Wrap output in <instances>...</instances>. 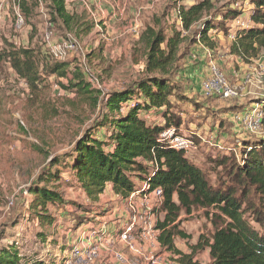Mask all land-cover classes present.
Wrapping results in <instances>:
<instances>
[{
  "label": "rangeland",
  "instance_id": "rangeland-1",
  "mask_svg": "<svg viewBox=\"0 0 264 264\" xmlns=\"http://www.w3.org/2000/svg\"><path fill=\"white\" fill-rule=\"evenodd\" d=\"M28 1L32 15L26 18L20 13L15 0H0V49L7 48L8 45L39 49L41 65L42 62L53 61L44 42L46 34L52 36V44L66 36L75 40L78 44L77 50L68 53L64 60H74L75 67L80 72L85 65L90 68L88 75L83 73L82 77L85 81L91 79V82L88 80L89 86L96 91L94 95H97V100H93L92 94L77 93L73 88H62L57 81L65 84L66 79H56L54 76L47 79L48 85L44 89L30 92L24 80L16 75L8 62L5 61L1 65L0 246L13 245L22 256L21 264H31L33 257L46 264L54 259L57 262L67 255L71 245L80 241V231L76 230L82 225L80 230L85 232L83 242L95 246L98 252L93 262L83 264H152V258L157 257L162 259L163 264H181L174 253L168 252L158 244H152L151 241V248L144 250V237L141 233L153 232L156 222L163 215L159 212L161 200L153 196H150L149 204L151 224L150 220L149 224L143 225L142 220L138 217L135 219L133 236L139 252H134L127 243L112 242L111 238L117 237L115 235L121 232L126 224L132 220L134 222L133 217L138 216V211H143L145 206L141 204V198L126 201L119 196L114 198L113 193L107 191L93 199L70 178L69 169L61 167L58 183L52 187L64 203L48 204L52 223L42 224L32 212V195L29 193L30 188L38 184L47 188L51 186L49 183L44 185L40 174L51 168L54 156L68 152L83 130L101 115L104 96L112 90L123 88L144 74L146 48L140 40L138 41L139 36L147 26L155 29L171 26L176 20L172 6L177 1L132 0L134 5L129 10L128 3L124 5L123 1H131L121 0L123 4H120L118 9L120 13L116 10V15L121 24L127 26L131 22V25L122 37L124 43L117 45L106 33L107 25L104 23L96 24L91 31L83 35L84 29L68 30L59 22L50 24L45 0ZM192 1L194 0L180 3ZM103 2L99 0L91 4L86 1L88 5L91 4L90 11L82 5L81 9L87 14V22L94 24L99 20H108L112 12L108 15L103 13L104 7L100 4ZM72 3L73 1L67 3L69 12L75 8ZM214 3L218 8L235 9L238 14L224 23V29L216 32L221 38L215 43L214 51L207 48V53L200 60L197 54H191L189 50L187 56L190 55L195 69L187 76L182 74L185 71V58L174 64V68L179 72L173 77L179 84L178 92L187 98H173L175 105L184 111L181 116L182 135L178 136L187 138V134H194L195 140L189 139L194 145L186 152L199 163L204 161L207 155H215L221 150L219 146L224 149L242 138H258L264 135V125L259 133L247 132L236 118L245 106L254 103L256 97L264 98V48L248 63L230 54V45L234 38L229 34H234L237 28L252 23L250 15L255 9L254 5L248 0H214ZM91 12L95 14L96 19H93ZM18 15L22 19L20 24L17 23ZM135 21L137 23H134ZM165 31L169 33L168 28ZM135 33L137 34L133 36ZM209 34H215V31L211 30ZM127 35L131 37L126 41ZM211 63L232 86H237V97L202 93L200 83L209 74ZM261 68L262 77L257 78L254 70ZM254 106L256 108L257 105ZM107 134L106 129H101L98 136L103 139ZM234 153L238 156V148ZM129 203L134 205L135 209H132ZM112 212L116 214H111ZM144 212L147 213L145 210ZM180 219V227L187 237L174 239L176 250L191 258V262L195 264H208V248L194 246L200 236H208L212 232V224L201 209L182 214ZM118 254L124 261L118 259ZM103 256H106L104 260Z\"/></svg>",
  "mask_w": 264,
  "mask_h": 264
},
{
  "label": "trees",
  "instance_id": "trees-1",
  "mask_svg": "<svg viewBox=\"0 0 264 264\" xmlns=\"http://www.w3.org/2000/svg\"><path fill=\"white\" fill-rule=\"evenodd\" d=\"M176 1L172 6L176 20L167 27L168 34L166 27L147 26L139 36L138 41L146 48L144 74L123 88L108 92L101 115L83 130L68 152L52 158L51 168L40 174L44 185L51 186L38 184L30 188L32 212L40 223H52L48 204L64 203L52 187L58 183L61 167L68 168L70 178L93 199L108 185L125 199L132 192L159 188L162 193L159 212L163 215L155 224L157 239L181 264H195L176 250L174 244L176 237H187L180 227V216L195 209H201L213 227L194 246L208 248V264H264V135L242 138L224 149L219 146L221 150L207 155L200 163L190 158L185 149L175 147L169 138L161 136L167 128L182 135L184 111L175 105L173 98H187L178 92L179 84L173 77L179 72L174 64L186 58L197 41L214 51L215 42L209 31L224 29V23L238 14L232 8L216 7L214 0L186 4L180 3L185 0ZM248 1L255 8L250 15L252 23L237 28L230 45V54L246 63L264 48V0ZM15 3L26 18L32 15L28 0ZM45 3L50 24L59 22L68 30L84 29L85 35L102 23L87 22L84 12H68L66 0H45ZM41 60V51L30 46L8 45L0 49V67L8 62L30 92L44 89L47 79L54 76L66 79L65 84L57 81L62 88L92 94L96 102V91L83 79V72L75 67L74 60H53L40 65ZM252 104L243 110L257 105L263 112L264 125V98L256 97ZM101 129L108 131L106 138L98 136ZM186 137L195 140L194 134ZM21 263L22 256L13 245L0 246V264ZM55 263L56 259L49 262ZM31 264L46 263L33 257Z\"/></svg>",
  "mask_w": 264,
  "mask_h": 264
},
{
  "label": "built area",
  "instance_id": "built-area-1",
  "mask_svg": "<svg viewBox=\"0 0 264 264\" xmlns=\"http://www.w3.org/2000/svg\"><path fill=\"white\" fill-rule=\"evenodd\" d=\"M91 16L93 17V19H96L95 18L96 16L93 12H91ZM21 22L22 19L18 15L17 23L20 24ZM229 36L234 38L233 33H230ZM44 42L48 48V53L50 58L54 61H61L66 59L68 53L72 51H76L78 48L77 42L71 38H67V36L64 37L63 40L52 44V36L46 34L44 38ZM89 69L85 65L83 66L82 71L84 74L86 73V75H88ZM254 73L255 76L259 78L262 77L263 70L262 68L260 70L255 69ZM88 80L91 82V79ZM200 88L202 93H204L205 95L223 94L225 97H229V98H235L238 96L237 86L235 85L232 86L230 82H228L225 79L223 74L219 72V70L216 68V66L213 63L209 65V74H207L201 80ZM236 118L238 119L239 124L242 126V128L247 132L259 133L262 128L263 112L257 106L256 108L254 107V108L244 109L239 115H237ZM161 136L169 138V140L175 147L183 148L186 151H188V149L192 145H194L193 142L188 138H184L182 136H178L174 134V130L172 128H167L164 131H162ZM161 194L162 193L159 188H155L150 192H132L126 198V201L128 200L130 201L131 199L136 197L141 198L140 202L142 205L145 206V208H143V211L141 212L138 211V216L133 217L134 222H132L133 221L132 220L130 223L126 224V227L121 232H118L117 235H115L117 237H115L114 239L111 238V241L112 242L121 241L127 243L132 251L139 252V250L135 246V239L133 236V227L135 225V219L138 217L140 220H142L143 225L149 224L148 220H150V224H151L152 216L149 215L150 196H153L154 198L161 200ZM129 206L132 209H135V206L130 203ZM144 210L147 211V213H145ZM143 227L145 228V226ZM158 234H159L158 231L157 232L144 231L143 233H141L142 237L150 240L152 244L155 243L160 245L157 239ZM84 237H85V232L84 230H81L79 235L80 241L71 245L69 252H67V255L64 258H62L60 261H57L55 264H83V263L93 262L98 254L97 248L95 246H90L84 243L83 242ZM118 259L120 261H124V258H122V256L119 254H118ZM151 263L163 264L162 259L158 257L152 258Z\"/></svg>",
  "mask_w": 264,
  "mask_h": 264
},
{
  "label": "crops",
  "instance_id": "crops-1",
  "mask_svg": "<svg viewBox=\"0 0 264 264\" xmlns=\"http://www.w3.org/2000/svg\"><path fill=\"white\" fill-rule=\"evenodd\" d=\"M73 1L72 5L75 6V8L70 12V13H83L84 10L81 9L82 8V5L84 4L85 5V9H87L88 11H90V6L92 3H97L99 0H66V7H67V3L68 2H71ZM86 1L90 2L91 4L88 5L87 3H85ZM104 2H106L104 4L103 3H100L103 7H104V10H103V13L105 12L107 15L112 12V14L108 17V20L106 22H103L102 21V24L104 23L106 26L105 30H106V33L109 35V37L115 42V44H123L124 43V40L122 39V37L126 34V32L128 31L130 25H131V22L128 23V25H123L121 24L120 21V18H118V16L116 15V10L117 12L119 11L118 9L120 8V4H123L126 5V3H128V6H129V10L132 9V5H134L132 3V0H130L131 2H125L121 0H103ZM145 1V0H144ZM148 1V0H146ZM116 7V8H115ZM68 11V9H67ZM69 12V11H68ZM85 13V12H84ZM120 13V12H118ZM133 15V14H132ZM134 23H137L136 21ZM133 36L136 35L135 34H132ZM211 36V39L214 40V42L217 44V40H219V38H221V36L218 34V33H215V34H212L210 35ZM131 37V35H127L125 37V40L127 41L129 38ZM207 48L208 47H205L201 42L197 41L196 43H194L191 47H190V52L191 54L194 52L195 54H197L199 57L198 59H202V57L205 55V53H207ZM209 49V48H208ZM190 56V55H189ZM189 56H186V58L184 59L183 61V67L185 68V71L182 73L183 75H188V73L195 69V67L192 66L193 62H191ZM198 62V60H197ZM110 192V193H113V197H118L117 194H115L112 189L110 188V185H108L103 193H101L99 196L101 195H104V193L106 192ZM119 198V197H118ZM125 200V198H122V200ZM111 214H116V213H111ZM83 227L82 225H80L79 229H77L76 231H81L80 228ZM82 229V228H81ZM113 228H111L112 230ZM156 230V229H155ZM153 231V232H157L158 230L156 231ZM101 239V238H99ZM144 239V250H149L151 248V245H150V240H147L145 238ZM175 244V242H174ZM176 247V246H175ZM154 249V248H152ZM167 251V250H166ZM64 252V251H63ZM169 252V251H168ZM171 252V251H170ZM106 256H103V260L105 259Z\"/></svg>",
  "mask_w": 264,
  "mask_h": 264
}]
</instances>
